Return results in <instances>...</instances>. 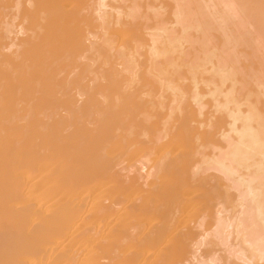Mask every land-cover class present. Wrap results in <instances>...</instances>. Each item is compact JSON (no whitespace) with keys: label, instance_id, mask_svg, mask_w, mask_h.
<instances>
[{"label":"bare ground","instance_id":"obj_1","mask_svg":"<svg viewBox=\"0 0 264 264\" xmlns=\"http://www.w3.org/2000/svg\"><path fill=\"white\" fill-rule=\"evenodd\" d=\"M105 1L108 0H0V264H181L184 259L183 256L186 248L194 242L193 237L196 233L193 230L198 227L204 229V226H200L203 224H197V227L195 226L197 223L195 221L198 220V217H200L205 209H209L211 205H215L220 200H225L226 202V199H231L232 195L229 193L231 188H228V186L225 187L223 181L221 178H218V176H214V174L210 175L206 173L205 170L201 169L196 163L198 161L200 164V161L195 159L196 155L202 156V154H204L203 151L206 147L210 146L206 145L212 142V139L214 137L216 138L217 135L223 141L228 140L229 135H227V133H224V135L221 134V132L224 131H222L224 125L218 122L219 119H215L213 123H210L212 120L207 119V115L202 113V111L205 110L202 108L205 106L200 105L199 101L202 100H198V98H201V93L199 92L202 91V89L196 92L198 88H201H197L199 85H197L196 81L193 82V89L196 90L197 88V90H193L195 93L193 96V93H191V96L193 102L199 107L197 106V110H194L188 103H186L187 106L185 105L186 107L183 108L180 104H177L180 107L177 106L176 109L182 108V110L180 111V109H178L177 113L178 111L180 112L178 116L175 117L176 111H173V107L176 104H174L176 101L175 96L181 95L182 85L185 87V83H181L182 85L179 86L178 82H174L175 79L173 80L172 78L169 80L171 76L164 78L165 75L163 74L165 73L162 70L163 68L160 69L158 66L159 59L164 60H160L164 62L163 64L166 65V63H168V65L171 66L173 63L172 58H170L172 56L170 55L172 54L171 52L176 54V50L181 49L184 51L182 46L190 44L184 40L188 41L189 39L186 37L190 36V34L188 32L189 35H186L187 33H182L181 35H185L186 37L178 35L180 38H183L179 39L173 37V32L165 25L163 27L160 26L161 29L157 27L158 30L157 28L146 30L143 26V28H145L143 30L146 31L145 36L148 37V40L143 39L144 36L142 35L144 34H136L135 36L137 40L143 39L147 48V56H144L150 64H148V66L147 64L145 65L147 66L145 71L144 68L139 69L143 67V64L142 66L139 65L141 64L139 57H141L142 54L138 53L142 45H137V42H135L136 44L134 43L137 45L135 50L129 52L126 56L118 53V56L124 59V62L117 63L119 68L107 66V62L97 61L100 56V50L95 49V45L91 43L93 40L91 42L89 41V39H93L94 29H96L97 24L100 23L99 28L101 31L103 30L104 36H106V34L108 35L107 31H111L113 34L112 36H117L121 39L120 42L123 43L127 41L133 30L136 31V28L138 29V27L142 25H132L130 22L129 24L125 22L121 23L120 14L121 10L124 8L120 6L122 8H120V10L116 7L117 9L115 11L119 9L120 12L117 11L114 18L112 17L113 13L109 11L110 9L113 10L114 6L109 9ZM195 1L194 5L197 6L196 3L201 0H198L196 3ZM202 1L204 2V0ZM244 1L245 0L242 2L244 3ZM190 2H192V0ZM181 3L179 4L181 5ZM117 5L118 4L115 6ZM199 6L200 4L198 7ZM205 6L207 5L205 4ZM229 6L232 8V3ZM177 7L179 8V6ZM180 8L181 9L176 12L179 11V14L185 15V13L180 12V10H185V8ZM189 8L190 5L185 12L189 10ZM208 8L209 7H207V9ZM193 9H196L197 15L201 13H199L201 10L200 8L194 6ZM191 10L189 13H191ZM240 10L243 12L242 9ZM213 12L215 13V11ZM175 13V18L179 20L182 16L180 17L178 13H176L177 15ZM204 13L206 14V11ZM231 13H233V11ZM195 14L196 13L192 12V14H189V19H187L189 21L191 17L194 19L192 15ZM125 15L126 18H129V16L133 14L129 16L128 14ZM197 15H195L196 21L200 20V18L201 20L206 17L208 18V16L203 17L201 15L199 17L198 15L197 19ZM214 16H216V14ZM221 17L223 16L221 15ZM221 17L218 21L219 23ZM251 17H253V15ZM183 18L185 19L186 16H183ZM226 18H228V15ZM222 19H224V17ZM261 19L263 20V18ZM185 20L184 22L186 24ZM195 20L194 22H196ZM210 21L206 23L209 24ZM225 21H227V19ZM225 21L224 24H227ZM232 21L234 22V20ZM239 22L241 24V21ZM191 23L187 21L186 26L188 24L191 26ZM196 23H199V21ZM201 23L203 25V22ZM246 23L247 25L243 24L244 27L252 24ZM240 24L237 22V28L239 25L241 30L242 26ZM256 24L255 26L257 27ZM213 25L214 24H212V26ZM220 25L221 24L218 26ZM203 26L206 25L204 24ZM212 26L209 25L208 27L212 28ZM253 27L251 28L253 29ZM195 28L196 30L198 29L197 26H195ZM205 28L206 27H204L203 30ZM207 29L205 30H210ZM218 29H220V27ZM248 29L246 30L248 31ZM140 30L139 28V31ZM243 30H241V32ZM147 31L150 32L147 33ZM185 31L187 30L185 29L184 32ZM245 31H243L244 34ZM231 32L230 30L229 34H231ZM250 32L253 31L250 30ZM256 32L257 31H255L254 34H256ZM174 33L176 32L174 31ZM233 35H235V33H233ZM249 35H251V33H249ZM245 36L249 37L246 34ZM206 37L204 38L209 42L211 36L208 38ZM230 37L232 36L230 35ZM237 37H240V35ZM244 37H241L243 38L242 40H244ZM258 37H255L257 38L256 41L261 39V36L260 39H258ZM224 39L229 41L228 39L230 38L227 37ZM251 39L253 40V38ZM248 40L250 39L248 38ZM193 41V44H195L196 41ZM207 41L204 43L202 40L206 47L208 44ZM198 42L196 44H198ZM212 42L213 40L211 43ZM259 42L261 43L262 41H257L254 44L252 43L256 48H249L251 50L255 49L256 51L254 52L256 54L258 53L257 48H261V51L264 48V45L262 47V43L259 44ZM102 43L107 47L113 44L111 39L106 40V38L102 40ZM211 43H209V45ZM257 43L260 45L259 47ZM233 44L235 45V42H233ZM233 44H231V42L229 43V45ZM191 45L192 41L189 48ZM199 45L202 46V43ZM225 45L227 44L225 43ZM222 46L220 47L221 49ZM225 47L223 46V49ZM120 48L122 49V47H119L118 50H121ZM199 48L201 50V47ZM202 49L201 53L204 51L202 54L204 55L206 52L204 50L205 47L202 46ZM214 51L215 49L213 50L212 48L209 54ZM179 52L180 55L177 54L183 58L181 54L184 52L180 50ZM228 52L227 54L225 52V54L229 57L230 55H228ZM215 53H217L218 57L220 49L219 53L218 50ZM222 53L220 56L225 55L224 51H222ZM231 53L232 52H230V54ZM260 53L261 55L259 56L261 59V56L264 55V49ZM184 54H187L186 51ZM209 54H205L204 57ZM234 55H236V53ZM135 56H138L137 59L139 62L135 59ZM213 56H215L214 53L212 54V58ZM226 56V60H222L224 56L220 57V62L224 61V65L228 62ZM194 57L191 59H195ZM203 58L201 59L202 61L206 59ZM212 58L211 61L213 62ZM218 58H214L215 64L219 61ZM253 59L249 60L253 62ZM146 60L144 58V61ZM198 60L196 61L199 62L200 65L202 61ZM236 60L238 59L234 61L236 62ZM196 61L192 62L190 66H194V68H191V71L190 67L189 69L186 67L188 69L186 70L190 73L194 70L196 71ZM161 62L159 63L160 66H164L163 64L161 65ZM189 62L191 61L189 60ZM210 63L211 62L206 64L211 66ZM174 64L175 63H173V65ZM186 64L189 66L190 63L186 62ZM206 64L200 66L201 68L199 67V69L202 70L203 66L205 67ZM218 64L221 66L218 67ZM218 64L217 68L219 70L211 66V70L217 75L221 73L219 77L221 76L222 82H218L223 84L224 80L228 81L231 78L233 80V77L236 75L234 76L232 74V77L230 76V72L232 71V64L235 65L236 63H230L231 66L229 65V70L231 69V71L229 73L226 71L224 73V68L222 67L223 63ZM183 66L185 68V64ZM173 68L175 69V66ZM179 68L182 70V67ZM258 68V72L262 71L259 66ZM174 69H172L174 72L176 70V72L181 73L180 69V71ZM234 70L232 72L235 73L237 69ZM203 71H205V68ZM252 71L258 74L257 71ZM140 72H143L146 77H141ZM211 72L212 71L209 70L210 75L213 74V72ZM237 72L239 73V71ZM237 72L236 74L239 76ZM245 73H243V76ZM216 74L214 75L216 76ZM162 75L164 79H161ZM173 76L175 77V74L172 75V77ZM207 76V79H203L207 80L204 82L212 83L210 80L213 76ZM177 77L178 76L175 78ZM191 77L192 75L190 79ZM244 77L245 79L248 78L246 76ZM149 78L153 79V82H156L155 84H160V87L171 83L170 86H163L164 88L166 87L165 90L167 89L170 91L172 97L174 96L173 99H175L173 101L171 99L174 104L170 102L172 108L169 107L171 106L169 104V111L167 112L164 110V112H166L165 115L163 109L166 108L167 110V107L161 104L157 96L156 103L159 101L160 103H157L158 105L155 104V101L153 102L150 99L154 98V96L152 97V93L148 92L145 88L149 85ZM262 78H264V76ZM165 79H168L167 82ZM250 79L251 78L248 80L250 81ZM259 79L263 81L261 75ZM259 79L256 81H260ZM232 80H229L231 81V87L235 84L236 79L233 80L234 83ZM178 81H182V78ZM256 81L254 80L253 82L257 83ZM182 82H184V80ZM246 82L248 81L246 80ZM261 84L262 83H259V86ZM237 85L238 84H236V86ZM149 87H152L151 84L147 88ZM203 88H205V86ZM257 88L259 89L258 84ZM258 89L257 91H259ZM185 90L187 91L188 87H186ZM185 90L183 88V92ZM209 90H212V88ZM204 91L205 90H203V92ZM263 91L261 93H263ZM150 93L151 95H149ZM184 93L182 94L184 95ZM206 94L208 95V93ZM257 94L258 95L255 97L259 96L258 92ZM164 95L165 94H163V96ZM205 96H203L204 99ZM178 97L183 99V96ZM163 98H160L162 102H164ZM184 99L183 101H188ZM209 101L206 99V103ZM230 101L232 102V100ZM257 103L258 102H256V105ZM262 103L263 102H261V106L263 105ZM210 104H213V102H209V108L211 107ZM244 104L246 105V103ZM184 108L189 109L186 110ZM161 109L163 112L162 114L159 112ZM220 110H222V107ZM169 112L171 113L166 115ZM173 112H175L174 115H171ZM249 112L250 111L244 114L239 111V108H232L225 112L227 113L226 116L231 119H229L231 122L229 125L231 128L229 133L235 135L234 137L232 134L233 138L232 136L230 137L234 141L230 140V138V141H226L227 146H229L227 147L228 149H226L227 151L223 153L224 159H228L231 162V164L229 163L230 168L231 166L234 167L242 163H245V165L248 164L249 167L251 166L248 162L251 160L249 158L254 157L256 159L258 156H264V120L262 118L259 119ZM209 113L208 115L210 117L211 114ZM200 114L204 119L209 120L207 121V125H205L206 120L197 119ZM214 116L215 115H213V117ZM215 118L219 117L215 116ZM220 118L222 119V117ZM165 119L169 120L165 121ZM252 123L256 124L255 127H253ZM203 126H207L208 129L201 131L200 128ZM213 143L215 145V142H212V144ZM202 149L203 151H201ZM218 149H216V152ZM201 156H199V158ZM141 159L144 161H141ZM209 159L211 158L209 157ZM208 161L210 162V160ZM212 161L213 160H211V163ZM222 161L223 159L221 163H223ZM226 161L227 160H225V162ZM251 161L253 162V160ZM204 162H206V160ZM134 163L140 164L141 169L137 168L140 167L139 165L135 167ZM132 164H134L135 168L132 167ZM250 164L252 163L250 162ZM222 165L220 164V167H222ZM240 166L242 167V165ZM224 167L228 168V170L224 168L225 170L223 171V168H221L222 170H219L221 173L233 169L228 167V163ZM238 167L239 166H237V168ZM256 167H254L255 170ZM263 168L264 167H262V169ZM234 169L236 168L234 167ZM242 169L246 170L247 166ZM250 169L249 167V170ZM233 171L229 172L228 175H232L233 177L235 175H233ZM255 173L256 171H254V175ZM259 173L257 172L256 174ZM218 174H220V172ZM221 176L224 177L223 174H221ZM259 176L262 175L260 174ZM232 179H234V177ZM232 179L230 178V180ZM244 180H240V183L241 187L243 186L242 189L244 190L245 188L246 193L242 194L241 192L235 199V201H237L236 208H238L239 211H235L237 212V217L236 219L234 218V234L236 233V235H239L240 233H244V227L248 226L245 225L242 227L244 220L241 221L239 215L247 216L246 218L242 217L245 220L247 218L248 220L253 219L254 224H257L258 227L252 224L253 222L251 220H247L246 224L250 222L249 224L251 227L245 228L251 231L250 228L252 229V226H255L257 231L255 227L254 229L257 234L254 232L253 234L256 236L251 235L249 237L246 234H240L242 235L241 241L242 243L244 242L243 245L246 244L249 249L251 248V256L249 257L250 259H246L245 257V260L243 258L237 259L238 262L241 261L242 264H264V262H262L264 260V241L262 240L264 238V178L261 180L259 178V181L258 179H253L256 181ZM226 183L228 182H225V184ZM231 192H233V188ZM224 207L226 206L224 205ZM216 209H218V206ZM203 214V216L206 215V213ZM231 215L234 214L232 213ZM217 218H219V216ZM218 220L216 219V221ZM231 222L232 221H230V223ZM200 223L202 222L200 221ZM241 227L243 228L242 231ZM214 228L212 230H214ZM221 229H223V226ZM246 231L248 232V230ZM209 232L208 235L205 234V232L204 234L210 237L211 234ZM217 232L219 231L215 230V234L218 237L219 235ZM244 235H246L247 238ZM212 237H214V235H212L210 239ZM201 243L204 244L203 241ZM237 247H239L238 244L234 250H237ZM242 253L243 252H240V255ZM232 254L230 255L232 256ZM193 258H191V260ZM208 261L210 262V260ZM205 263L207 264V261ZM205 263L202 262V264Z\"/></svg>","mask_w":264,"mask_h":264},{"label":"rangeland","instance_id":"obj_2","mask_svg":"<svg viewBox=\"0 0 264 264\" xmlns=\"http://www.w3.org/2000/svg\"><path fill=\"white\" fill-rule=\"evenodd\" d=\"M180 1V2H179ZM185 1V2H184ZM191 1V0H190ZM189 0H175V1H173V0H114V1H112V0H108V1H105L106 2V5H108L109 6V9L112 7V6H114V11L117 9L116 7H118L119 9L121 8V7H123L124 9L123 10H121V14H124V15H121L120 14V22L121 23H128L129 24V22L132 24V25H142L141 27L139 26L138 27V29L136 28V31H132L131 32V34H130V37L127 39V41H125V43H123V42H120L121 41V39H119L117 36V38L116 37H114V36H112L113 34H112V32L111 31H107V33H108V35L106 34V36H104V33H103V30L101 31V29L99 28L100 27V23L99 22H97V23H99V24H97V27H98V29H97V27H96V29H94L95 31H94V35H93V39H89V41L91 42L92 40L94 41H92L91 43L93 44V45H95V49H99L100 50V56H99V58L97 59V61L98 62H107V66H115V67H117V68H119L117 65V63H120V62H124L123 60V58L122 57H120V56H118V53H120V54H124V56H126L129 52H131V51H133V50H135V47L137 46V45H142V48H141V50H139V54H142V58L141 57H139V61H140V63L141 64H139L138 62V56H135V59L138 61L137 63L139 64V65H141L142 66V64H143V67L142 68H139V69H143L144 68V71H145V68L148 66V64H150L149 62H147V60H146V57L144 56V55H146L147 56V48H146V45H145V42H144V40L143 39H145V40H148V37L147 36H145V34H146V31L145 30H143V29H145L146 28V30L148 29H156L157 27L159 28V29H161V27H163L164 25L168 28V29H170L171 30V32H173V37H176V38H179V39H183V38H180L179 36L183 33H189L190 34V36H188V37H186L185 35L183 36V35H181V37L183 36V37H186V38H188L189 40H190V42H189V40L187 41V40H184L185 42H188V43H190L191 44V41H192V45H191V47L189 48V45L190 44H186V45H183L182 46V48H183V50L184 51H182L181 49H179L181 52H184L185 53V51H186V53L188 54H184V53H182L181 55L183 56V58H181V56H179L180 55V52H179V50H176L175 52H177L176 54H173V52H171L172 54H170V55H172L170 58H172V62L173 63H175L174 65H173V63L172 62H169V63H172V65L170 66V65H168V63H166V65H167V68H166V65L165 64H163L164 62H161V61H164L163 59H159V63L161 62V65L163 64L164 66H160V64L158 63V66H159V68L160 69H162L163 71H164V73L165 74H163V75H165L164 76V78H166L167 76L168 77H170L171 76V78H169V80H171L172 78H173V80H174V82H178V83H176V84H178L179 86H181L182 84H184L185 85V87L182 85V87L184 88V90L186 89V87H188V90L186 91H184L183 92V88H182V92H181V95H178V96H183V99H184V97H185V99L184 100H188V101H183V99L182 98H179L178 96H175V99H176V101L174 102V104H175V106L173 107L174 109H173V111L175 110L176 111V114L174 115V113L175 112H173L171 115H174L175 117L176 116H178V113L182 110V108L183 107H186L187 106V104L186 103H188V104H190L191 106H192V108H194V110H197V108L199 107L198 105V107L196 106V104H195V102H193V100H192V96L194 95V93H195V91L197 90V88L198 87H201L200 89L198 88V90L196 91V92H199V90H201L202 89V91H200L199 93H201L200 94V96H201V98H198V100H202V101H199L200 102V105H203V106H205L204 108H202L204 111H202V113H204L205 115H207L206 116V118L207 119H210V120H212V122H210V123H213L214 121H215V119L216 120H218V122H220V124L221 125H224L222 128V131L223 132H221V134H223L224 135V133L226 134L227 133V135H229L228 137L230 138L231 136H232V138H233V133H229L230 132V130H231V128H230V118H228L226 115H227V113H225L226 111H229L230 109H236V108H239V111H241L242 113H244V114H246L248 111H250L249 113H251V114H253V115H255L256 117H258L259 119H263L264 120V78H262L263 76H264V55H262L261 56V59H260V56L259 55H261V53L260 52H262L263 51V49H262V51L260 50L261 48H257L258 49V53L256 54L254 51H256L255 49H249L250 47L251 48H256L253 44L255 43V42H257V41H262L261 43L259 42V44H261L262 45V47H263V41H264V27H263V24H264V0H248V2H247V0H245L244 1V3L242 2V1H240V0H237V2H236V0H225V2H224V0H221V2H220V0H204V2L201 0V1H198V0H194L195 1V3L198 1V2H200V3H196L197 4V6L196 5H194V1L192 0V2H190ZM217 1H218V3H217ZM260 1H262V2H260ZM118 2V3H117ZM176 2V3H175ZM183 3V5H182V3H181V5L179 4V3ZM207 2V3H206ZM228 2V3H227ZM241 2V3H240ZM250 2H251V4H250ZM256 2V3H255ZM111 3V4H110ZM113 3V4H112ZM115 3V4H114ZM187 3H188V6L190 5V8H189V10H187L186 12H185V10L186 9H188V6H187ZM192 4V6H191V4ZM202 3V4H201ZM226 3V4H225ZM231 3H232V8H231V6H229V5H231ZM243 3V4H242ZM261 4V5H258V4ZM116 4H118L117 6H115ZM185 4V5H184ZM200 4V6L198 7V5ZM205 4L207 5V6H205ZM210 4V5H209ZM217 4L218 5V7H217V5L215 6V5ZM229 4V5H228ZM233 4H234V7H233ZM173 5H174V7H173ZM176 5V6H175ZM203 5H204V7H203ZM121 6V7H120ZM159 6H161V7H159ZM177 6H179V8L177 7ZM184 6V7H183ZM185 6H187V7H185ZM194 6L196 7V8H200V9H198V10H200L199 11V13L201 12V13H203V14H201L203 17H206V16H208V18L206 19V18H203L202 20H201V18H200V20H195L196 19V17H195V15H197V12H196V9H193L194 8ZM223 6H225V7H223ZM255 6V7H254ZM261 6H262V8H261ZM126 7V8H125ZM180 7H182L183 9L185 8V10H180V12H183V13H185V15H181V14H179L178 12H176L177 10H179V9H181ZM207 7H209L208 9H210V10H208L207 9ZM220 7V8H219ZM222 7V8H221ZM227 7V8H226ZM231 9H233V10H231ZM242 7V8H241ZM257 7V8H256ZM259 7V8H258ZM131 9V10H129V9ZM172 8H173V10H172ZM205 10H204V9ZM229 8V9H228ZM251 8V9H250ZM109 9H107V10H109ZM117 10V11H119L120 12V10ZM128 9V10H127ZM153 9V10H152ZM192 9V10H191ZM228 9V10H227ZM239 9V10H238ZM240 9H242V11L243 12H241V10ZM113 10H109L110 12H112L113 13V15H112V17H114L115 15H116V12L117 11H113ZM126 10V11H125ZM133 10V11H132ZM190 10H191V13H189L190 12ZM194 10H195V12H194ZM197 10V11H198ZM252 11V13H251V11ZM262 10V11H261ZM109 11H107V12H109ZM132 11V12H131ZM135 11V12H134ZM173 11V12H172ZM206 11V14L204 13ZM213 11H215V13L213 12ZM222 11H223V13H222ZM233 11V13L234 12H236V13H231ZM248 11V12H247ZM109 12V13H110ZM131 14H133L132 16H129V15H131ZM153 12H155V13H153ZM178 13L179 15H180V17L181 18H179V20H177L176 18H175V15H174V13ZM192 12L193 13H196L195 15H192V16H194V19H192V17H191V19H190V21L188 20L189 19V14H192ZM208 12H210V13H208ZM217 12V13H216ZM231 13V15H230V13ZM237 12H239V13H237ZM175 13V14H176ZM225 13V14H224ZM227 13H229V14H227ZM244 13V14H243ZM111 14V13H110ZM125 14H128V16H129V18L127 17L126 18V15ZM188 14V15H187ZM200 14H198L199 15V17L201 16ZM216 14V16H214ZM240 14H241V16H240ZM243 14V15H242ZM246 14H248V15H246ZM253 15V17H251L252 15ZM177 15V14H176ZM198 15H197V19H198ZM205 15V16H204ZM220 15V16H219ZM221 15L224 17V19H222L223 17H221ZM227 15H228V18H229V20H228V18H226L227 17ZM239 18H237L236 16ZM257 15V16H256ZM259 15H260V17H259ZM263 15V16H262ZM173 16V17H172ZM183 16L185 17L186 16V20L183 18ZM210 16H213V17H210ZM234 16H235V18H234ZM247 16V17H246ZM249 16V17H248ZM126 19H125V18ZM135 17V18H134ZM172 17V18H171ZM217 19H216V18ZM220 17H221V20L223 21H221L220 20V23L218 22L219 21V19H220ZM231 17V18H230ZM258 17V18H257ZM115 18V17H114ZM123 18V19H122ZM173 18H175V19H173ZM188 18V19H187ZM210 18V19H209ZM227 19V21H225L226 19ZM246 18V19H245ZM261 18H263V20L261 19ZM209 19V20H208ZM236 19V20H235ZM250 19V20H249ZM254 19H255V22H254ZM128 20V21H127ZM158 22H157V21ZM166 20H167V22H166ZM181 20H183V21H181ZM184 20L186 21V24H187V21H188V23H191V20H192V23H191V26H190V24H188L187 26H186V24H185V22H184ZM194 20L196 21V22H198L199 21V23H201V22H203V25L205 24L206 26H203L202 25V23L201 24H199V23H196V22H194ZM212 22H211V21ZM217 20V21H216ZM232 20H234V22L232 21ZM252 20V21H251ZM262 20V21H261ZM115 21V20H114ZM123 21V22H122ZM204 21H205V23H204ZM210 21V23L208 24V23H206V22H209ZM224 21H225V23H227V24H224ZM228 21H230V22H228ZM239 21H241V24H240V22ZM243 21H245V22H243ZM257 21H259V22H257ZM119 22V23H120ZM163 22V23H162ZM177 22V23H176ZM179 22V23H178ZM194 22V23H193ZM217 22V23H216ZM237 22H238V24H240L241 26H242V29L241 30H243V31H245L246 29H248V28H250V29H248V31L246 30L245 31V34L246 35H248L249 37H247V36H245V34L243 33V31L241 32V30H240V27H239V25H238V28H237ZM246 22H248L249 24L250 23H252L251 25H248V26H246V27H244V25H247V23ZM262 22V23H261ZM158 23V24H157ZM181 23H182V25H181ZM196 23V24H195ZM229 23H230V25H229ZM257 23V24H256ZM262 25H261V24ZM160 24H163V25H160ZM184 24V25H183ZM197 26L198 27V29L196 30V28H195V26ZM198 24H199V26H198ZM212 24H214L213 26H212ZM219 24H221L220 26H218ZM244 24V25H243ZM255 24L257 25V27L255 26ZM259 24V25H258ZM175 25V26H174ZM212 26V28L211 27H208V26ZM226 25V26H225ZM228 25V26H227ZM143 26L145 27V28H143ZM150 26V27H149ZM155 26V27H154ZM161 26V27H160ZM172 26V27H171ZM180 26V27H179ZM190 26V27H189ZM201 26V27H200ZM223 26V27H222ZM234 26V27H233ZM255 28H254V27ZM154 27V28H153ZM178 27V28H177ZM186 27V28H185ZM204 27H206L205 29H210L209 31H206L205 29V31L203 30V28ZM216 29H214V28ZM220 27V29H218ZM222 27V28H221ZM248 27V28H247ZM251 27H253V29L251 28ZM260 27V28H259ZM139 28L141 29L140 31H139ZM158 28H157V30H158ZM175 28V29H174ZM189 28V29H188ZM193 28V29H192ZM200 28V29H199ZM202 28V29H201ZM232 28V29H231ZM236 28V29H235ZM258 28V29H257ZM263 28V29H262ZM187 30V31H185L184 32V30ZM207 29V30H208ZM226 29V30H225ZM228 29H230L232 32H231V34H229V31L230 30H228ZM170 30H168V31H170ZM178 30H180V31H178ZM189 30H191V31H189ZM199 30V31H198ZM200 30H202V31H200ZM215 30V31H214ZM234 30H235V32H234ZM250 30H252L253 32H250ZM258 30H260V31H258ZM263 32H262V31ZM174 31L176 32V33H174ZM178 31V32H177ZM194 31V32H193ZM198 31V32H197ZM224 31V32H223ZM227 32V34H226V32ZM255 31H257L256 32V34H254L255 33ZM142 32V33H141ZM148 32H150V31H147V33ZM179 32H180V34H179ZM202 32V33H201ZM206 32V33H205ZM209 32V33H208ZM251 33V35H249V33ZM260 32H261V34H260ZM186 34V35H189V34ZM222 33H225V34H222ZM233 33H235V35H233ZM237 33V34H236ZM239 33V34H238ZM254 35H253V34ZM136 34H144V35H142V36H144L143 37V41L142 40H137L136 39ZM171 34V33H170ZM202 34H205V35H202ZM223 35V36H226V37H223V36H221V35ZM258 34H259V37H258ZM179 35V36H178ZM199 37H198V36ZM227 35H229V36H227ZM230 35L232 36V37H230ZM240 35V37H237V36H239ZM171 36H172V34H171ZM192 36V37H191ZM197 36V37H196ZM206 37V38H208L209 36H211L210 38H209V42L207 41V39H205L204 37ZM245 36V37H244ZM252 36V37H251ZM258 37V39H260V36H261V39L260 40H257L256 41V39L257 38H255V37ZM110 37H112V38H110ZM190 37V38H189ZM200 37H202V38H200ZM230 38V39H228L229 41H226L224 38ZM233 37H234V39H233ZM241 37H244V40H242L243 38H241ZM106 38V40L107 39H111V41L113 42V44L110 46V47H107V46H105V45H103V43H102V40L103 39H105ZM199 38V39H198ZM232 38V39H231ZM236 38V39H235ZM238 38H239V40H238ZM248 38L251 40V41H254V42H251L250 40H248ZM251 38H253V40L251 39ZM255 38V39H254ZM185 39V38H184ZM197 39V40H196ZM201 39V40H200ZM241 39V40H240ZM193 40H195L196 42H195V44H193L194 43V41ZM202 40H203V42L205 43V41H207L208 42V44H207V42H206V44H207V47L204 45V43L202 42ZM205 40V41H204ZM213 40V44L211 43V41ZM236 40H237V42H236ZM182 42H184L183 40H181ZM199 41V42H198ZM225 41V42H224ZM235 42V45H236V43H237V45L235 46L234 44H233V42ZM241 41V42H240ZM245 41V42H244ZM247 41V42H246ZM250 41V42H249ZM135 42H137V45H135L136 43ZM198 42V44H196ZM224 42V43H223ZM228 42V43H227ZM231 42V44H233V45H229V43ZM86 43H88V42H86ZM123 43V44H122ZM135 43V44H134ZM202 43V46L203 47H205V54H209L210 53V51H212V48H213V50L215 49V51L213 52L214 53V55L215 56H213V58H212V54L213 53H211V54H209V55H206L205 57H204V55H202L203 53H204V51H203V53H201V51L203 50L202 49V46L201 45H199V44H201ZM209 43H211L210 45H209ZM225 43L229 46H227V45H225ZM243 43V44H242ZM244 43H246V44H244ZM250 43V44H249ZM253 43V44H252ZM183 44V43H182ZM239 44H240V46H239ZM242 44V45H241ZM143 45H144V47H143ZM194 45H195V47H194ZM198 45V46H197ZM211 47H209V46ZM215 45V46H214ZM226 48H224L223 49V46ZM245 45V46H244ZM251 45V46H250ZM112 46H113V48H112ZM215 48H214V47ZM222 46V49L220 48ZM232 46V47H231ZM248 46V47H247ZM254 46V47H253ZM257 46L259 47L260 45H258V43H257ZM119 47H122V51L121 50H118L119 49ZM188 47V48H187ZM199 47H201V50H200V48ZM209 47V48H208ZM143 48H145V49H143ZM185 48V49H184ZM217 48V49H216ZM197 49V50H196ZM219 49H220V53H219ZM143 50V51H142ZM217 50H218V57H217V53H215V52H217ZM229 52H228V51ZM188 51V52H187ZM209 51V52H208ZM222 51H224V54H225V52H226V54H227V52H228V55H230L229 57L228 56H226V54L225 55H222V56H224V58L222 59V60H224L225 59V56L228 58V62L226 63V65H224V61L222 62L223 63V65H222V67L224 68V73H225V71L227 72V73H229L230 71H231V69L229 70V68H230V66H231V64L230 63H236L235 65H233L232 64V66L233 67H231L232 68V71L234 70V69H237V71H239V73H238V75L239 76H237V74H236V72L234 73V72H230V74H228V75H230V76H232V74L235 76H237V78H236V76L235 77H233L234 79L233 80H235V84H233L232 86L233 87H231V81H229V80H232V78L231 79H229L228 81H223V84L224 83H226V84H222V83H220V82H218V81H221V76L219 77V75H221V73L219 74V75H217L215 72H213V70H211V66H213V67H215L214 69H216L217 68V64L218 63H220V64H222L221 62H220V57H222V56H220V54L222 53ZM140 52H142V53H140ZM230 52H232L231 54H230ZM195 53V54H194ZM236 53V55H234ZM253 53V54H252ZM260 53V54H259ZM193 54H194V56H193ZM197 54V55H196ZM223 54V53H222ZM256 56H255V55ZM263 54V53H262ZM185 55V56H184ZM204 57H202V56ZM210 55H211V57H210ZM231 55H232V57H231ZM249 55V56H248ZM250 55H252V56H250ZM178 56V57H177ZM189 56V57H188ZM191 56V57H190ZM196 56H198V57H196ZM258 56H259V58H258ZM175 57H176V59H175ZM180 57V58H179ZM186 57V58H185ZM195 58L196 60H198V59H200V60H198V61H202L201 59L203 58V59H205V60H203L202 62H204V61H209V62H211L210 64H211V66L210 65H207L209 62H205V63H203V64H206L205 65V67L203 66V69L201 70V69H199V67L200 66H202L203 64H201L200 63V65H199V62H197L195 59H191V58ZM216 57V59L218 58V62L215 64V58ZM237 57V58H236ZM250 59V60H252L253 58L255 59H253V62L252 61H250L248 58ZM251 57V58H250ZM253 57V58H252ZM144 58H145V60L146 61H144ZM211 58L213 59V62L211 61ZM229 58H231V59H229ZM238 59V60H236V62L234 61L235 59ZM178 59H179V61H178ZM185 59H187V60H185ZM210 59V60H209ZM161 60V61H160ZM176 60V61H175ZM189 60L191 61V62H189ZM226 60V59H225ZM230 60V61H229ZM231 60H232V62H231ZM257 60V61H256ZM262 60V61H261ZM171 61V60H170ZM183 63V65L185 64V68H184V66L182 65V63ZM184 61H185V63H184ZM197 62L196 63V66H195V68L197 67V69H196V71L194 70L193 72L195 73H190L189 71H187L188 69H189V67L192 65V62ZM239 61V62H238ZM260 61V62H259ZM181 63V65H180V63ZM186 62L187 63H190L189 64V66H188V64H186ZM230 62V63H229ZM263 62V63H262ZM145 63V64H144ZM229 63V64H228ZM255 63H258V64H255ZM262 65H261V64ZM116 64V65H115ZM147 64V66H145ZM198 64V65H197ZM177 65V66H176ZM194 65H195V63H194ZM215 65V66H214ZM228 65V66H227ZM230 65V66H229ZM261 65V66H260ZM170 66V67H169ZM175 66V69H177V71H180L181 70V68H179V67H182V70H181V73L179 72H176V70L173 68ZM179 66V67H178ZM219 66H221V65H219L218 64V67ZM236 66V67H235ZM258 66L260 67V69H262V71H260V72H258L257 70H259V68H258ZM177 67V68H176ZM186 67H188V69L186 68ZM206 67H207V69H206ZM174 69L175 70V72L172 70V69ZM191 68H194V66L193 67H190V71H191ZM201 68V67H200ZM204 68H205V71H207V72H205V71H203L204 70ZM251 70H250V69ZM169 69V70H168ZM180 69V70H179ZM187 69V70H186ZM199 69V70H198ZM227 69V70H226ZM187 71V73H186V71ZM193 70V69H192ZM200 70H201V72H200ZM209 70L210 71H212L213 72V74H211L210 75V73H209ZM217 70H219L218 68H217ZM244 72H243V71ZM249 70V71H248ZM252 70H255V71H257L258 72V74L256 75L255 74V72L254 71H252ZM139 71H141V70H139ZM166 71V72H165ZM173 71V72H172ZM223 71V70H222ZM235 71V70H234ZM171 72V73H170ZM183 72H184V75H183ZM190 73V75H189V73ZM196 72H197V74H196ZM201 74H200V73ZM211 72V73H212ZM217 72V71H216ZM245 72H249V73H245ZM141 73V72H140ZM202 73H203V75H202ZM206 73H207V75H209V76H213L214 74H216V76L214 75L213 76V78H211V80L210 81H212V83L209 81V79H208V81L210 82V83H207V82H204V81H207V80H203V79H207L208 78V76L206 75ZM243 73H245L244 74V76H246V77H248L247 79H245V77L243 76ZM167 74V75H166ZM175 74V77L176 76H178L177 78H175L174 76L172 77V75H174ZM178 74V75H177ZM180 74V75H179ZM205 74V75H204ZM250 75V77H249V75ZM262 74H263V76H262ZM141 75V77L143 76V77H146V75H144L143 74V72L140 74ZM163 75H162V78L161 79H164L163 78ZM187 77H186V76ZM192 75V77H191V79H190V76ZM194 75V76H193ZM201 75V76H200ZM260 75H261V79H263V81H261L259 78H260ZM180 76V77H179ZM184 76V77H183ZM204 78H203V77ZM254 76H256V77H254ZM167 77V78H168ZM189 77V78H188ZM198 79H197V78ZM201 77H202V79H201ZM215 77V78H214ZM217 77H218V79H217ZM252 77H253V79H252ZM179 78V79H178ZM181 78H182V81L184 80V82H182V81H178V80H181ZM183 78H185V79H183ZM249 78H251L250 79V81L248 80ZM187 79V80H186ZM189 79V80H188ZM199 79H201V80H199ZM216 79H217V81H216ZM239 79H240V81H239ZM243 79V80H242ZM260 80V81H256V80ZM151 80V81H150ZM166 80V82H167V80L168 79H165ZM164 80V81H165ZM214 80V81H213ZM232 80V82L234 83V81ZM245 80V81H244ZM246 80L248 81V82H246ZM251 80H252V83H251ZM256 81L257 83H255V82H253V81ZM154 80L153 79H151V78H149V85L148 86H150V84H151V86L152 87H149V88H147V87H145L146 89H147V91L148 92H151L152 93V97L154 96V98H150L153 102L155 101V104H159L160 103V101H161V104L162 105H165V107H167V110H166V108L165 109H163V112H164V110L165 111H169V108H168V106H169V104L171 105V106H169V107H171L172 108V104H173V100H175V99H173V97H172V94L170 93V91H168L167 89L165 90V88L163 87V86H167V85H171V83L170 84H165V85H163V86H161L160 87V84H155L154 82H153ZM192 81V82H191ZM196 81V83H197V85H199V86H197V88H196V90L195 89H193V82H195ZM198 81V82H197ZM202 81V82H201ZM170 82H172V81H170ZM174 82H172V83H174ZM191 82V83H190ZM216 84H215V83ZM222 82V81H221ZM238 82V83H237ZM241 84H240V83ZM165 83V82H164ZM182 83V84H181ZM259 83H262L260 86H259ZM186 84H187V86H186ZM190 84H192V85H190ZM212 84V85H211ZM229 84V85H228ZM236 84H238L237 86H236ZM257 84H258V87H259V89L257 88ZM209 85V86H208ZM214 85V86H213ZM254 85H255V87H254ZM158 86V87H157ZM205 86V88H203ZM164 88V90L162 91V89ZM192 87V88H191ZM214 87V88H213ZM223 87V88H222ZM231 87V88H230ZM237 89H236V88ZM263 87V88H262ZM158 88V89H157ZM160 88H161V91H162V93H161V91H160ZM207 88H208V90H207ZM210 88H212V90H209ZM261 88H262V90H261ZM149 89V90H148ZM189 89H190V91H189ZM257 89L259 90V91H257ZM193 90H195L194 92H193ZM203 90H205L204 92H203ZM221 90V91H220ZM146 91V92H147ZM166 91H168V92H166ZM181 91V90H180ZM217 91V92H216ZM239 91V92H238ZM259 93V96H257V97H255L256 95H258L257 94V92ZM263 91V93H261ZM147 92V93H148ZM160 92V93H159ZM203 92V93H202ZM230 92V93H229ZM151 93L149 94V95H151ZM168 93V94H167ZM182 93H184V95L182 94ZM191 93H193L192 94V96H191ZM206 93H208V95L206 94ZM237 93V94H236ZM163 94H165L164 96H163ZM249 94V95H248ZM262 94V95H261ZM188 95V96H187ZM206 95V96H205ZM227 95V96H226ZM156 96L159 98L158 100H160L159 102H157L156 103ZM164 98H163V97ZM172 98H171V97ZM203 96H205V99H204V97ZM210 96V97H209ZM212 96H214V97H212ZM176 97H178V98H176ZM187 97V98H186ZM220 97V98H219ZM229 97H230V99H229ZM237 97H238V99H237ZM163 98V101L164 102H162V100L161 99ZM168 98V99H167ZM209 98V99H208ZM235 98V99H234ZM255 98H257V99H255ZM171 99H172V101H171ZM206 99H207V101H209L210 103L211 102H213V104H210V106L212 107H210L209 108V102H207L206 103ZM219 99V100H218ZM228 99H229V101H228ZM262 99H263V101H262ZM157 100V101H158ZM179 100H180V102H179ZM205 100V101H204ZM212 100V101H211ZM216 100V101H215ZM230 100H232V102L230 101ZM237 100V101H236ZM246 100V101H245ZM256 100V101H255ZM261 100V101H260ZM169 101V102H168ZM242 101V102H241ZM244 101V102H243ZM170 102H172V104L170 103ZM178 102V103H177ZM183 102H184V104H183ZM229 102V103H228ZM248 102V103H247ZM250 102V103H249ZM252 102H253V104H252ZM256 102H258L259 103V106H258V103H257V105H256ZM261 102H263L262 104V106H261ZM164 103V104H163ZM226 103H228V104H226ZM236 103V104H235ZM244 103H246V105L244 104ZM157 104V105H158ZM173 104V105H174ZM180 104V106H182V108H177L176 109V107L178 106V105ZM184 106H183V105ZM194 104V105H193ZM220 104V105H219ZM230 104V105H229ZM232 104V105H231ZM186 105V106H185ZM216 105V106H215ZM218 105V106H217ZM237 105V106H236ZM243 105V106H242ZM251 105V106H250ZM180 106H178V107H180ZM222 107V110H220L221 109V107ZM238 106H240V107H238ZM250 107V109H249V107ZM253 106H254V108H253ZM256 106H258V107H256ZM217 107V108H216ZM225 107V108H224ZM230 107V108H229ZM244 107H248V108H244ZM252 107V108H251ZM262 107V108H261ZM164 108V107H163ZM216 108V109H215ZM178 109H180V111H178V113H177V110ZM184 109H186V110H188L189 108H184ZM212 109V110H211ZM217 110V111H215V110ZM244 109V110H243ZM261 109V110H260ZM172 110V109H171ZM253 110V111H252ZM256 110V111H255ZM252 111V112H251ZM259 111V112H258ZM261 111V112H260ZM159 112H161V114L163 113L162 112V109H161V111H159ZM172 112V111H171ZM171 112H169V113H167L166 115H169ZM209 114H211V116L209 117V115H208V113ZM217 112V113H216ZM219 112V113H218ZM165 113L166 112H164V115H165ZM222 113V114H221ZM260 113V114H259ZM263 113V114H262ZM215 115V116H217V117H219V118H215V116L213 117V115ZM218 114H220V115H218ZM258 115V116H257ZM173 116V117H174ZM199 116V115H198ZM201 116V117H200ZM200 116L197 118L198 120H201V119H204V117H202V115L200 114ZM204 116V115H203ZM220 117H222V119L220 118ZM225 117V118H224ZM167 118V117H166ZM225 119V120H224ZM230 119V120H229ZM166 120H169V119H165V121ZM204 120H206V119H204ZM214 120V121H213ZM207 121H209V120H206L205 121V125H207L208 124V122ZM225 121V122H224ZM222 122V123H221ZM193 125H196V124H193ZM252 125H253V127H255V125L256 124H254V123H252ZM229 126V127H228ZM207 130L208 129V127L207 126H203L202 128H200V130L201 131H203V130ZM227 130V131H226ZM229 133V134H228ZM233 134V135H232ZM226 135V136H227ZM234 137H235V135H234ZM229 138H228V140H221L220 139V137L217 135L216 136V138L214 137L213 139H212V142H215V145H214V143L212 144V142H210V143H208L206 146H208V145H210L209 147H206V149L203 151V149L201 150V151H203L204 152V154H202V156L201 155H196V157H195V159H197V160H199L200 161V164H199V162L197 161V160H195V161H197L196 163L200 166V168L201 169H203V170H205L206 171V173H208V174H210V175H213L214 174V176H218V178H221V180L223 181V184L225 185V187L226 186H228V188H231V190H229L228 192L232 195L231 196V199H226L227 201L225 202V200L223 201V200H220L218 203H216L215 205L213 204V205H211L210 206V208L209 209H205V211L203 212V213H206V215L205 216H203L204 214L202 213L201 215H200V217H198V220H200L202 223H200V221H198V220H196L195 222H197L196 224H195V226L198 224H203V225H200V226H204V229H202L201 227H198L197 229H199V230H197V229H194L193 231L196 233L195 234V236L193 237V239H194V242L192 243V245H190L189 247H187L186 248V251H185V254H184V256H183V260H182V262H181V264L183 263V264H202V262H206L207 261V264L209 263V264H242V262L240 261V262H238V259L237 258H239V259H244L245 260V258L246 259H250L249 257L251 256V248L249 249L248 248V246H246V244L245 245H243L244 244V242L242 243V241H241V238H242V235H240V234H246V235H248V237L249 236H256V235H254L253 233L255 232V234H257V228L256 227H258L257 226V224L255 225L254 224V222H253V219L251 220V219H249V220H251L253 223L252 224H254L255 226V229H256V231H255V229H254V227L252 226V229L250 228V230L251 231H249V229H246L247 227H251V225L248 223V224H246V222H247V220H248V218L245 220L244 218H246L247 216H245V215H239V218H240V220L241 221H243V222H241V223H243V225H242V227L243 226H245V225H248L246 228L244 227V233H240L239 235H236V233L234 234V231H235V223H234V220L236 219V217H237V212L239 211V209L238 208H236V205H237V201H235V199H236V197L238 196V194H241V192H242V194L243 193H246V190H245V188H244V190L242 189V187H241V181L240 180H244V178H245V180L244 181H251V180H253V179H258V181H259V178H260V180L261 179H263L264 178V174H262V173H264V168L262 169V167H264V164H263V162H264V156H255V157H257L256 159L254 158V157H251V158H249V159H251V160H253V162L250 160V161H248L249 162V165H251V166H249L251 169L252 168H254V167H256V165H257V167H256V170H255V168L254 169H250L249 170V167H248V162L246 163L247 165H245V163H242V164H240V165H242V167L240 166V165H237V166H239L238 168H237V166H234L236 169H234V167H232L231 165V168L229 167V163L231 164V162H230V160H228V159H224V154L223 153H225L227 150L226 149H228L227 147L229 146H227V143H226V141H230V140H233V139H231L230 138V140H229ZM214 140V141H213ZM234 141V140H233ZM226 143V144H225ZM212 144V145H211ZM204 147V148H205ZM218 147H219V149H220V151H219V149H218ZM218 149L217 150V152H216V149ZM216 152V153H215ZM212 153V154H211ZM204 155V156H203ZM210 155H213V156H210ZM223 155V156H222ZM198 156V157H197ZM199 156H201L200 158H199ZM206 156V157H205ZM211 158V159H209V157ZM203 157V158H202ZM212 157H213V159H212ZM199 158V159H198ZM217 158V159H216ZM218 158H219V161H218ZM252 158H254V159H252ZM258 158H260L261 159V161H260V159H258ZM201 159H202V162H201ZM223 159V163H221V160ZM263 159V160H262ZM206 160V162H204ZM208 160H210V162L208 161ZM211 160H213L212 161V163L214 164H212L211 163ZM225 160H227L226 162L228 163V167L230 168V169H232L231 171H233L232 173H233V177H234V179H232L233 177H232V175H228L229 174V172H231L230 170L229 171H227L228 170V168H225L224 166H226V162H225ZM258 160V161H257ZM141 161H144V160H142L141 159ZM208 161V162H207ZM229 161V162H228ZM260 161V162H259ZM215 162V163H214ZM250 162L252 163V164H250ZM256 162H257V164H256ZM204 163V164H203ZM209 163V164H208ZM234 163V162H233ZM253 163H255V164H253ZM135 164V167H137L138 165L140 166V167H137V168H139V169H141V165L140 164H137V163H134ZM134 164H132V167H134ZM215 164H216V166H215ZM220 164L222 165V167H220ZM235 164V163H234ZM233 164V165H234ZM137 165V166H136ZM206 165H208V166H206ZM218 165V166H217ZM254 165V166H253ZM262 165V166H261ZM203 166V167H202ZM246 166H247V169L245 170H243L242 168L244 167V168H246ZM261 166V167H260ZM134 167V168H135ZM218 167H219V169H218ZM205 168V169H204ZM208 168V169H207ZM221 168H223V171L225 170V169H227L225 172H222L221 173V171H219ZM225 168V169H224ZM258 168H259V171H258ZM207 169V170H206ZM237 169H238V171H237ZM217 170V171H216ZM222 170V169H221ZM212 171V172H211ZM220 172V174H218L219 172ZM237 171V172H236ZM250 171H251V173H250ZM254 171H256V173L258 172H260L259 174H256L255 173V175H254ZM231 173V174H232ZM236 173H238V174H236ZM240 173H242V174H240ZM245 173H246V176H247V174L248 173H250V174H248V176L246 177L245 176ZM216 174V175H215ZM218 174V175H217ZM221 174H223L224 175V177L223 176H221ZM252 174V175H251ZM262 175V176H259V175ZM226 175V176H225ZM229 177H228V176ZM258 175V176H257ZM239 176V177H238ZM252 176H254V177H252ZM256 176V177H255ZM242 177H244V178H242ZM262 177V178H261ZM230 178L232 179V180H230ZM237 178V179H236ZM247 179V180H246ZM238 181V182H236V181ZM253 181H256V180H253ZM252 181V182H253ZM225 182H228V183H226L225 184ZM230 182V183H229ZM233 183V184H232ZM241 188H240V187ZM235 187V188H234ZM232 188H233V192H231L232 191ZM242 189V190H241ZM235 190V191H234ZM245 191V192H244ZM236 194V195H235ZM233 195H235V196H233ZM245 196V195H244ZM234 197V198H233ZM234 202V203H233ZM236 202V203H235ZM229 203V204H228ZM232 204V205H231ZM224 205L226 206V207H224ZM217 206H218V209H216L217 208ZM222 207V208H221ZM231 209H229V208ZM219 208H220V212H219ZM226 208V209H225ZM222 209V210H221ZM229 209V210H228ZM216 210H218V211H216ZM232 210H233V212H232ZM234 214V215H231L232 213ZM235 211H237V212H235ZM218 212V213H217ZM221 213V214H220ZM222 215V216H221ZM229 215V216H228ZM219 216V218H217ZM235 216V217H234ZM205 217V218H204ZM224 217V218H223ZM242 217H244V218H242ZM221 218V219H220ZM229 218V219H228ZM235 218V219H234ZM242 218V219H241ZM216 219L218 220V219H220V220H218V221H216ZM238 219V218H237ZM248 220V221H249ZM230 221H232L231 223H230ZM199 222V223H198ZM220 223V224H219ZM229 225V226H228ZM232 225V226H231ZM194 226V227H195ZM214 226H215V228H214ZM222 226H223V229H221L222 228ZM197 227V226H196ZM214 228V230H212L213 228ZM241 227V231H242V228ZM201 228V229H200ZM230 228V229H229ZM202 230V231H201ZM209 230H210V232H209ZM215 230H218L219 232H217L218 233V235L220 236H216V234H215ZM246 230H248V232L246 231ZM254 230V231H253ZM200 233H199V232ZM211 231H212V233H211ZM222 231V232H221ZM240 231V230H239ZM240 231V232H241ZM253 231V232H252ZM204 232H205V234H207L208 235V232L211 234H209L210 235V237L212 236V235H214V237H212L211 239H210V237H208L207 235H205L204 234ZM213 232H214V234H213ZM226 232V233H225ZM250 232V233H249ZM220 234H223V235H220ZM229 234H231V235H229ZM259 234H261V233H259ZM202 235V236H201ZM225 235V236H224ZM235 235H236V238H235ZM246 235H244L246 238H247V236ZM262 235V234H261ZM260 235V236H261ZM263 235H264V233H263ZM199 236H200V238H199ZM206 236H207V238H206ZM218 238H216V237ZM258 236V235H257ZM225 237H227V238H225ZM230 237H231V239H230ZM214 238V239H213ZM221 238V239H220ZM222 238H223V240H222ZM225 238V239H224ZM235 238V239H234ZM197 239V240H196ZM205 241H204V240ZM217 240V242H216V240ZM221 241H220V240ZM228 239V240H227ZM248 239H250V238H248ZM260 239V238H259ZM225 240V241H224ZM237 240V241H236ZM240 240V241H239ZM263 241H264V238L262 239ZM200 241V242H199ZM204 242V244L203 243H201V242ZM222 241H223V243H222ZM200 243V245H199V243ZM239 242V243H238ZM197 243V244H196ZM225 244V245H224ZM237 244H238V246L239 247H237V250H234V249H236V246H237ZM223 245V246H222ZM233 247H235V248H233ZM231 248V249H230ZM232 248H233V250H232ZM246 249V250H245ZM239 250V251H238ZM232 251H233V254H232ZM235 251V252H234ZM247 251V252H246ZM250 251V252H249ZM193 252V253H192ZM239 252V253H238ZM240 252H243L242 254H243V256H242V254L240 255ZM192 253V254H191ZM250 253V254H249ZM194 254V255H193ZM230 254H232V256L230 255ZM236 255V256H235ZM239 255V256H238ZM193 256H194V258H193ZM241 256V257H240ZM234 257H236V258H234ZM245 257V258H244ZM191 258H193L192 260H191ZM234 259H235V261H234ZM200 261V262H198V261ZM205 260V261H204ZM208 260H210V262L208 261ZM212 260H214V261H212ZM251 260H252V257H251ZM212 261V262H211ZM197 262V263H196ZM262 262H264V260L262 261ZM260 263V262H259ZM180 264V263H179ZM206 264V263H205Z\"/></svg>","mask_w":264,"mask_h":264}]
</instances>
